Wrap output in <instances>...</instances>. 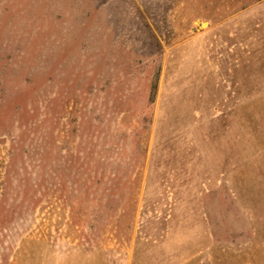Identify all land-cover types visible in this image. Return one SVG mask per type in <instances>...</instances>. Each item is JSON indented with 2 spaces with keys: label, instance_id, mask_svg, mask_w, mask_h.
I'll return each instance as SVG.
<instances>
[{
  "label": "rangeland",
  "instance_id": "rangeland-1",
  "mask_svg": "<svg viewBox=\"0 0 264 264\" xmlns=\"http://www.w3.org/2000/svg\"><path fill=\"white\" fill-rule=\"evenodd\" d=\"M0 264H264V0H0Z\"/></svg>",
  "mask_w": 264,
  "mask_h": 264
},
{
  "label": "trees",
  "instance_id": "trees-1",
  "mask_svg": "<svg viewBox=\"0 0 264 264\" xmlns=\"http://www.w3.org/2000/svg\"><path fill=\"white\" fill-rule=\"evenodd\" d=\"M155 88H156V84L153 82L152 84V88H151V95H150V98L153 100L154 99V93H155Z\"/></svg>",
  "mask_w": 264,
  "mask_h": 264
},
{
  "label": "water",
  "instance_id": "water-1",
  "mask_svg": "<svg viewBox=\"0 0 264 264\" xmlns=\"http://www.w3.org/2000/svg\"><path fill=\"white\" fill-rule=\"evenodd\" d=\"M202 25L205 26V25H207V23L203 22Z\"/></svg>",
  "mask_w": 264,
  "mask_h": 264
},
{
  "label": "bare ground",
  "instance_id": "bare-ground-1",
  "mask_svg": "<svg viewBox=\"0 0 264 264\" xmlns=\"http://www.w3.org/2000/svg\"><path fill=\"white\" fill-rule=\"evenodd\" d=\"M201 25H202V23H201Z\"/></svg>",
  "mask_w": 264,
  "mask_h": 264
}]
</instances>
